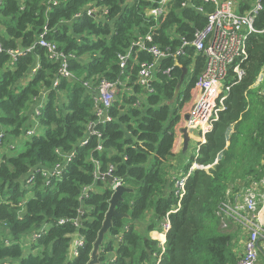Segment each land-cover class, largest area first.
<instances>
[{"label":"trees","instance_id":"1","mask_svg":"<svg viewBox=\"0 0 264 264\" xmlns=\"http://www.w3.org/2000/svg\"><path fill=\"white\" fill-rule=\"evenodd\" d=\"M56 1L54 6L48 0H3L0 5V134H5L0 148L5 143L12 144L11 149L20 146L14 155L4 154L0 159V261L89 263L112 196L111 186L104 192L95 191L96 185L109 183L95 175L92 159L96 158L101 172L113 165V174L133 189L123 194L116 208L129 218L114 217L113 227L106 234L115 236L122 229L124 233L115 251L119 258L112 264H153V253L160 250L150 233L160 230L163 218L178 203L171 171H187L194 162L212 166L193 171L179 210L169 214L171 229L161 264H236V233L230 230V224L222 227L218 211L231 186L264 175V95L259 94V86H254L260 74L264 75V3L254 24L259 31L247 40L248 58L241 64L244 77L231 86L226 108L206 134L197 158L194 156L179 169L171 163L176 126L206 66V55L188 46L176 59L163 58L159 67H173L171 75L157 72L152 82L154 92L146 95L138 83V62L152 61V56L140 53L123 73L119 55L138 35L151 29L155 32L154 43L176 49L182 37L192 40L194 33L206 26L207 14L214 6L203 4L205 11H199L182 8L175 1L167 16L156 20L147 15L151 3L145 0ZM238 1L243 12L254 0ZM91 6L100 10L106 7L109 12L89 15L87 9ZM45 28L48 40L74 55L70 69L77 78L61 79L55 88L58 66L43 47L36 45L14 64L9 54L10 50L36 44ZM38 63L40 67L33 73ZM237 63L229 68L227 84L237 79ZM184 67L188 68L183 81V85L187 81V87L183 92L182 85L175 97ZM101 79L121 80L129 89L120 92L106 109L112 120L97 123L99 137L91 134L90 124L96 122L94 95ZM47 90L44 106L37 109L36 99ZM37 126L44 127L43 132L37 133ZM24 134L28 137L19 145ZM99 144L102 151L97 150ZM57 149L75 152L62 176L47 183L39 173L36 181L27 185L33 168L50 171L62 159ZM29 192L33 193L31 198ZM43 228L46 232L39 239H31L30 245L23 242ZM79 235L84 244L79 247V255L71 258L70 243ZM106 239L100 247L101 261L114 249L111 242L105 245Z\"/></svg>","mask_w":264,"mask_h":264},{"label":"built area","instance_id":"2","mask_svg":"<svg viewBox=\"0 0 264 264\" xmlns=\"http://www.w3.org/2000/svg\"><path fill=\"white\" fill-rule=\"evenodd\" d=\"M3 0H0V5ZM49 4L57 5L56 0H48ZM151 3V6L146 9V13L150 17L158 20L167 16L171 5L178 1L182 8L194 7L199 11H205L203 4H212L214 6L213 11L207 14V24L204 28L198 29L194 33L192 40H188L186 37H182V43L176 49H172L170 46L161 48L158 44L154 43L155 32L148 31L144 35H138L130 44L126 52L119 55V65L124 73L128 63L132 59H137L140 53H146L152 56V61H140L138 62V83L143 88V93L148 94L154 92L152 82L156 78L157 72H162L166 75H171L173 67L161 70L159 63L163 58L173 57L177 58L180 55H184L188 46L194 47L197 54L202 53L207 57V63L204 70L198 76L195 83V87L192 92V103L189 109L184 111V116L189 115L188 119L184 118L182 124L183 127L188 129H194L200 132L197 135L199 147L197 148V158L199 154L200 145L206 142V134L213 129L214 122L219 119L220 113L226 108V99L231 90V86L242 80L245 75V71L241 67V64L248 58L247 40L251 33L258 32L254 24L256 18L263 10L264 0H254L250 8L245 11H240L238 0H145ZM89 15L100 13L105 15L109 10L104 7L100 10L98 7H89L87 9ZM81 16L80 14L76 15ZM47 29L41 33L39 40L36 44L28 48H18L10 50L11 63L14 64L19 57L25 56L31 53L36 45L43 47L46 51L48 58L57 63V75L54 79L53 87H58L61 79H76L75 73L70 69V60L74 58L73 54L66 53L61 50L57 43L50 41L46 38ZM3 51L2 43L0 41V53ZM238 62L234 67L237 74V79L230 83H226L228 77L229 68L234 62ZM178 63L175 62V65ZM40 64L33 69V73H36ZM261 80H263V73ZM260 74V75H261ZM90 87L88 82L84 83ZM91 88V87H90ZM126 83L121 80L110 81L107 79H101L95 87L94 95V110L96 115V122L90 124V128L93 130L91 134L101 136L100 131L96 130L97 123H105L111 121L112 117L106 114V109H109L117 100V96L120 92L128 90ZM49 93V90L44 91L42 95L36 99L37 109L43 107V99ZM141 100L137 101L140 105ZM38 113H40L38 111ZM29 133H33L30 131ZM193 133V134H194ZM4 133L0 134V146L2 145V139ZM84 141L83 144H86ZM98 151H102L101 144L97 146ZM62 156L54 167L50 170H43L39 167H35L30 171L26 184L32 185L37 178V175L41 173L49 183L53 178L58 179L62 176L66 166L75 157V152L63 153L59 149L56 150ZM92 162L96 166V176L98 180L105 181L106 176L113 177V182L110 184L112 192L119 185H124L122 179L113 174L114 166L111 165L106 172L100 171V161L96 158L92 159ZM212 165L203 166L197 162L187 171H180L175 176H172L174 181V192L178 198L177 208L171 210L163 218L161 222L160 230H155L150 233V237L157 242L158 249L153 253V264H161L162 256L167 250V235L171 229V221L169 214L176 212L180 208V201L186 194V182L195 169H208ZM91 187V189H93ZM264 175L259 180H252L251 182L244 183L241 190L237 193H233L232 189H228L226 193V200L220 206L218 215L222 218V227L227 228L229 225V219L243 223L249 230L250 234L245 240L244 253L239 257L236 264H258L260 259V249L258 242L261 238H264ZM90 188H87L88 191ZM232 197L234 199H232ZM23 206V204H20ZM22 215V214H20ZM65 221H59L58 223H64ZM76 224H79L76 221ZM46 232V228L41 229L32 236V240L35 241ZM121 232L114 237L117 245L123 242V235ZM78 235V234H76ZM80 236V235H79ZM162 236V237H161ZM78 245H82L84 238L80 236L76 240ZM119 248V247H118ZM80 249L75 246V238L70 243L69 256L71 258L77 257L80 253ZM114 252V249H113ZM107 252L106 254H108ZM118 255L116 252L112 256L106 258L105 261L99 262V264H112L117 262ZM0 264H10L8 261H0Z\"/></svg>","mask_w":264,"mask_h":264},{"label":"water","instance_id":"3","mask_svg":"<svg viewBox=\"0 0 264 264\" xmlns=\"http://www.w3.org/2000/svg\"><path fill=\"white\" fill-rule=\"evenodd\" d=\"M187 73H188V68L184 67L183 73H182L181 78H180V82L176 88L175 97L178 96ZM188 118H189V115H185V119H188ZM92 130L93 129L90 128V132ZM182 132H183V152H186L188 149V146H189V142L191 140V136L194 133V129H191V128L188 129V128L184 127L182 129ZM221 156H222V153L219 154V158H221ZM106 178L109 181V184H111L113 182V177L106 176ZM126 192H133V189L126 187L125 185H119L112 192V196L110 199V205H109V208L106 212L102 227L99 231L98 238L94 243L93 251L91 253V259H90L88 264H99V262H100V247L103 244V241L105 239L106 234L113 227L114 217L129 218L128 214L120 213L116 209L118 202L123 200V194ZM258 247L261 251V246H260L259 242H258Z\"/></svg>","mask_w":264,"mask_h":264},{"label":"rangeland","instance_id":"4","mask_svg":"<svg viewBox=\"0 0 264 264\" xmlns=\"http://www.w3.org/2000/svg\"><path fill=\"white\" fill-rule=\"evenodd\" d=\"M261 77H262V74L259 76V78L256 81V83L254 84V86L255 87H258L259 86L260 87L259 94L260 95H264V86H263L264 85V81L261 80ZM186 87H187V81L183 85V92H184V89H186ZM192 99H193V97L191 96V99L185 103L184 111H186L187 109L190 108L191 103H192ZM44 100H45V98L43 99V103H44ZM33 120H37V118H33ZM43 130H44V127H42V126H37L36 127V132L37 133H41V132H43ZM195 134L196 135H200V132L196 131ZM26 135L24 134V136L21 138V140L19 141L20 142L19 145L28 137V135L27 136ZM11 145L9 143L8 144L5 143L0 148V159L2 158V156L4 154L10 156V155H14L15 153L18 152V150H20V146H18L19 148H17V149H11ZM198 147H199V142L197 140H195V139H192L189 142V146H188L187 151L184 152L183 154H181L180 156H175V158H174L175 159V162L178 163L175 166L181 167L180 169L186 167L187 164H189L192 161L193 157L196 156V154H197V148ZM176 174L177 173H175L174 171H171V176H175ZM109 186H110V184L105 181V182H103V184L96 185L95 191L96 192H104L107 188H109ZM32 195H33V193L32 192H29L28 193V198H31ZM130 223L131 222H126V224H130ZM122 231H123V229H122ZM106 236H107V239H106L105 245L107 243L111 242V244H112V246L114 248V252H115L118 249V245H117L116 241L114 240V237L113 236H109V235H106ZM75 239H78V238H75ZM23 242L26 243L27 245H30L32 243V240H31V238L28 237L25 240H23ZM28 250H29V248L27 249V251ZM114 252L112 250H110L109 253H108V255H107V257L112 256V254H114Z\"/></svg>","mask_w":264,"mask_h":264},{"label":"crops","instance_id":"5","mask_svg":"<svg viewBox=\"0 0 264 264\" xmlns=\"http://www.w3.org/2000/svg\"><path fill=\"white\" fill-rule=\"evenodd\" d=\"M183 114H184V108L181 111V120L178 123V125L176 126L175 142H174V146H173V149H172L174 156H173V159H172L171 163H173L174 168H177L175 165L178 164V163L175 162V159H174L175 156H180L181 153H184L183 152V132H182V129L184 127L182 126V124L184 122L185 116ZM231 131H232V128H231ZM197 137H199V136H197L194 133L191 136V140L192 139L197 140ZM218 159H220V158L218 157ZM241 187H242V185L239 184L237 186H231V189H232L233 193H237V192H239L241 190ZM263 191H264V188H263ZM232 199H234V198L232 197ZM229 224L231 225V229L230 230L236 233V237H235V242H236L235 245H236V247H235V250L238 252V256L240 257L244 253L245 240L248 238V236L250 234V230L243 223L235 221L234 219H229ZM259 244L261 246V251H260V259L258 261V264H264V238H261L259 240Z\"/></svg>","mask_w":264,"mask_h":264},{"label":"bare ground","instance_id":"6","mask_svg":"<svg viewBox=\"0 0 264 264\" xmlns=\"http://www.w3.org/2000/svg\"><path fill=\"white\" fill-rule=\"evenodd\" d=\"M161 237H162V236H161ZM77 238L79 239V237H77ZM78 239H75V246L79 248V247H81V246L84 244V242H83L82 245H78L77 242H76V240H78Z\"/></svg>","mask_w":264,"mask_h":264}]
</instances>
